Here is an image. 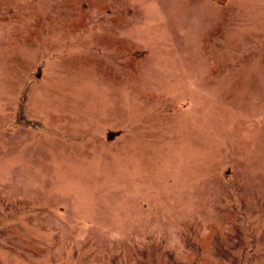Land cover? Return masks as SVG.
Here are the masks:
<instances>
[{
    "label": "rangeland",
    "instance_id": "obj_1",
    "mask_svg": "<svg viewBox=\"0 0 264 264\" xmlns=\"http://www.w3.org/2000/svg\"><path fill=\"white\" fill-rule=\"evenodd\" d=\"M0 264H264V0H0Z\"/></svg>",
    "mask_w": 264,
    "mask_h": 264
}]
</instances>
